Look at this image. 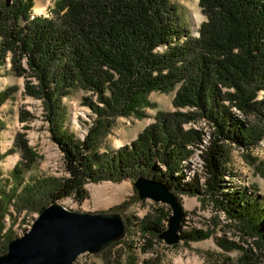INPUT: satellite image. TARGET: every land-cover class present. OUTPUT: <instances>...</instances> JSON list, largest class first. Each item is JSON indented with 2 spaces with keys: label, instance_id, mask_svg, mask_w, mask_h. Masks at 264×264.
Listing matches in <instances>:
<instances>
[{
  "label": "trees",
  "instance_id": "trees-1",
  "mask_svg": "<svg viewBox=\"0 0 264 264\" xmlns=\"http://www.w3.org/2000/svg\"><path fill=\"white\" fill-rule=\"evenodd\" d=\"M31 2L0 0V68L9 58L12 74L24 79L23 95L42 101L68 177L44 180L45 186L39 180V186L25 185L18 193L16 187L5 189L9 179L0 178V237L7 207L14 199L29 202L41 189L49 204L73 194L83 199L89 183L134 182L142 176L176 196L208 198L215 211L236 222L246 236L240 240L246 246L217 241L224 251L237 249L242 254L236 263L225 258L223 264H258L250 240L264 247V206L256 197L229 188L225 177L227 146L249 148L264 138V98L257 99L264 92V0H198L205 21L197 36L182 24L170 0H57L52 17L47 18L32 16ZM76 89L91 93L82 104L95 117L83 141L63 127L62 100ZM15 90L0 92V106ZM174 91L172 112H158L155 122L129 145L99 153V145L119 117L144 118L151 106L150 93ZM30 117L22 112L19 120L23 123ZM199 119L213 131L199 154L203 177L194 174L187 180L182 165L192 154L188 147L199 149L205 133L184 130L183 124ZM3 128L0 122V132ZM15 147L25 161L11 173L17 182L36 156L23 135ZM45 208L37 211L40 214ZM152 211L142 223L149 235L141 242L143 252L152 247V239L162 241L159 235L171 214L169 207L166 212ZM185 217L186 213L181 224ZM11 234V230L6 234L0 255ZM209 235L180 227L179 238L188 245ZM128 237L124 239L131 243ZM118 244L121 241L114 246ZM129 264L137 263L130 257Z\"/></svg>",
  "mask_w": 264,
  "mask_h": 264
},
{
  "label": "rangeland",
  "instance_id": "rangeland-1",
  "mask_svg": "<svg viewBox=\"0 0 264 264\" xmlns=\"http://www.w3.org/2000/svg\"><path fill=\"white\" fill-rule=\"evenodd\" d=\"M6 1H9V4L12 2V0ZM56 1L32 0L31 15L45 18L52 17V9ZM170 2L177 7L182 24L192 36H195L201 23L205 21V17L198 6V0H170ZM196 14L200 17L199 22L195 18ZM23 87L24 79L15 77L12 74L9 58H6L5 64L0 68V92L7 88H15L16 90L11 99L0 106V122L4 125L3 130L0 132V155H4L3 159L0 160V172L2 173L0 178L9 179V183L4 184L3 187L5 189L11 188V190L16 187L17 193L25 185L39 186L37 185L39 180L45 186L44 180H61L68 177L62 153L51 138L50 127L46 121V112L42 101L24 96ZM89 95L91 93L76 89L62 100L65 107L63 127L81 141L88 136L95 118L89 108L82 104L83 97ZM174 96L175 91L171 93H150L148 101L151 106L145 109V117H119L110 133L99 145V153L116 151L122 146L135 141L147 126L155 122V116L158 112H172L174 110L172 105ZM263 98L264 92L262 91L258 94L257 99L261 100ZM22 112H28L31 116L23 123L19 120ZM240 118L243 117L240 116ZM248 120L252 121V118H248ZM196 125L203 130L205 138L210 137L213 130L206 120L199 119ZM19 135H23L36 157L31 167L24 168L20 180L16 182L11 177V173L20 162H25L22 159L21 151L18 147H15ZM227 147L229 153V161L226 165L228 179L225 178L227 186L231 189H240L242 193L246 194L247 198L250 196L256 197L257 200L262 201L261 205L264 206V138L256 146L249 148L236 145ZM190 150H192L191 156L182 165L187 180L191 179L194 174L203 177L201 158L196 153V149L192 148ZM200 182L203 183L202 178ZM85 188L87 196L83 199L73 194L68 198L55 202L60 203L70 211L118 213L124 219L126 228L129 229L127 242L131 243H126L124 239L121 244L112 245V248L109 247L110 250L107 253L105 251L108 249L95 255H80L74 264H129L130 257L137 264H223L225 258H229L230 262L236 263L242 256L240 250L224 251L218 246V240L241 245L240 240L242 238L246 240V236L236 222L225 217L224 213L215 211L208 198L203 201V196L177 195L183 211L186 213L184 223L181 224V230L201 229L210 233L207 239L191 242L188 245L179 241L174 246L166 245L158 239H152V247L143 252L141 242L145 240L144 237L147 238L149 235L143 231L142 223L146 216L153 212V209L163 208L166 212L167 206L151 200H136L138 196L133 188V181L128 179L121 182L89 183ZM34 197L29 202L14 199L8 205V213L3 218L4 230L0 237V248L3 247L6 234L10 230L12 231V240L22 236L29 230L33 221L39 215L37 209L41 206L47 207L50 205V200L42 189ZM38 202L39 205H36ZM122 204H124L123 207ZM117 207H120V209L114 210ZM247 240L249 243V238ZM250 241L254 255L258 256V264H264V247L258 248L252 239ZM7 244L8 242L3 253L7 250ZM241 246L246 245L242 244Z\"/></svg>",
  "mask_w": 264,
  "mask_h": 264
},
{
  "label": "water",
  "instance_id": "water-1",
  "mask_svg": "<svg viewBox=\"0 0 264 264\" xmlns=\"http://www.w3.org/2000/svg\"><path fill=\"white\" fill-rule=\"evenodd\" d=\"M133 188L139 200L169 207L167 228L159 239L166 245H177L185 215L178 197L163 184L142 176L133 182ZM126 234L125 221L118 213L70 211L54 202L25 234L8 242L0 264H74L80 255L99 254L122 241Z\"/></svg>",
  "mask_w": 264,
  "mask_h": 264
},
{
  "label": "built area",
  "instance_id": "built-area-1",
  "mask_svg": "<svg viewBox=\"0 0 264 264\" xmlns=\"http://www.w3.org/2000/svg\"><path fill=\"white\" fill-rule=\"evenodd\" d=\"M232 111H233L236 115L239 114V115H237V117L240 118L241 114H240V112H239L238 110H236L235 108H232ZM183 127H184L185 130H187V129H189V128L201 129L200 127H198V126L196 125V123H193V122L188 123V124H185ZM208 140H209V137H206V138H205V135H204V141H203V144L199 146V149H196V153H198V155H199V154L201 153V151L204 149V145H206V144L208 143ZM188 149H192V148H191V147H188ZM184 162H185V161H184ZM184 162H183V163H184ZM225 178L228 179V176H226Z\"/></svg>",
  "mask_w": 264,
  "mask_h": 264
},
{
  "label": "bare ground",
  "instance_id": "bare-ground-1",
  "mask_svg": "<svg viewBox=\"0 0 264 264\" xmlns=\"http://www.w3.org/2000/svg\"><path fill=\"white\" fill-rule=\"evenodd\" d=\"M39 10V9H38ZM41 12V11H40ZM195 18L197 19V21L199 22L200 21V17L199 15L196 14Z\"/></svg>",
  "mask_w": 264,
  "mask_h": 264
}]
</instances>
